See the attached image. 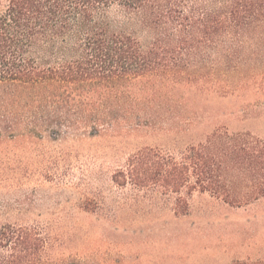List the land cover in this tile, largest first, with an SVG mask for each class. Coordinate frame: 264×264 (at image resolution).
Segmentation results:
<instances>
[{
    "label": "trees",
    "instance_id": "1",
    "mask_svg": "<svg viewBox=\"0 0 264 264\" xmlns=\"http://www.w3.org/2000/svg\"><path fill=\"white\" fill-rule=\"evenodd\" d=\"M251 60L263 70L243 64ZM254 89L264 91V0H0V143L45 132L54 140L63 130L164 137L111 176L152 201L169 198L170 206H145V214L155 207L186 216L196 194L229 206L264 197V143L225 137L215 123L199 138L207 113L187 107L190 95ZM89 250L84 243L73 251L36 225L0 223V264L139 262Z\"/></svg>",
    "mask_w": 264,
    "mask_h": 264
},
{
    "label": "rangeland",
    "instance_id": "2",
    "mask_svg": "<svg viewBox=\"0 0 264 264\" xmlns=\"http://www.w3.org/2000/svg\"><path fill=\"white\" fill-rule=\"evenodd\" d=\"M117 10L113 8L112 16L123 21L124 13ZM248 44L240 50L243 58L251 49ZM245 63L256 73L263 70L252 60ZM190 97L187 107L202 105L207 113L208 121L196 135L215 123L226 128L225 137L238 132L251 142L264 143V91ZM31 122L23 120L25 125ZM166 143L164 137H91L66 130L54 140L45 132L37 139L0 143V223L36 225L52 240L69 241L73 251H82L87 243L89 251L112 260L138 256V264H244L248 258V264H264V197L229 206L196 194L189 214L176 219L155 207L151 214L143 211L150 205L170 206L169 198L152 201L112 183V173L129 154ZM248 181L238 186L243 190L250 186Z\"/></svg>",
    "mask_w": 264,
    "mask_h": 264
}]
</instances>
